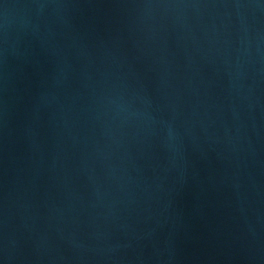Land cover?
<instances>
[{
    "label": "water",
    "instance_id": "obj_1",
    "mask_svg": "<svg viewBox=\"0 0 264 264\" xmlns=\"http://www.w3.org/2000/svg\"><path fill=\"white\" fill-rule=\"evenodd\" d=\"M0 264H264V0H0Z\"/></svg>",
    "mask_w": 264,
    "mask_h": 264
}]
</instances>
